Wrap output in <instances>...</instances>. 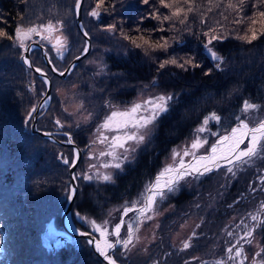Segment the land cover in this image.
<instances>
[{
	"label": "trees",
	"instance_id": "obj_1",
	"mask_svg": "<svg viewBox=\"0 0 264 264\" xmlns=\"http://www.w3.org/2000/svg\"><path fill=\"white\" fill-rule=\"evenodd\" d=\"M112 2L107 0L108 5ZM252 2L249 0L243 12L238 13L224 6L215 8L207 0H196L201 5L198 13L207 12L206 24H201L200 15L195 14L188 22L190 32L181 25L172 30L164 22L165 31L149 36L148 30L160 25L151 18L140 22L139 17L152 10L140 0H115L114 11L111 7L102 10L99 19L87 14L95 7V0H83L81 21L84 30L89 32L91 46L65 77L53 74L43 63L40 49L33 48L35 66L44 68L51 78L50 102L44 111L41 109L37 127L54 132L59 139H66L62 134L65 131L72 133L74 142L82 149L75 173L87 171L85 152L97 124L108 111L106 100L122 109L139 93L178 94L170 111L158 120L151 138L137 151L134 162L115 174L114 183L77 179L78 191L71 217L78 228L90 231L76 213L98 222L108 218L110 227L115 224L124 202L130 205L138 197L152 174L161 168L172 146L190 137L208 114L215 112L221 117L219 123L210 121L209 127L220 133L235 125L237 115H244L240 107L245 99L262 106L247 114L250 122L264 117V36L251 44L237 39V36L250 35L251 21H236L242 16H252ZM209 7L212 11H208ZM162 14H168V10L164 9ZM49 20L64 21L68 51L63 59L54 50L49 54L53 64L62 70L84 46V37L75 24V0H0V29L9 34L14 33L18 24L27 26ZM114 20L123 21L117 32L101 30ZM214 22L223 26L225 36L212 45L214 51L225 57L222 70L215 69L203 48L202 33L208 27L219 32ZM137 26L139 33L130 31ZM261 26L257 23L254 27ZM121 30L137 37L142 33L152 44L163 37L170 43L169 51H149L146 55L144 49L133 48L129 41L122 39ZM31 40L40 41V37L33 35ZM137 42L143 43L139 38ZM43 45L46 51L52 47L47 41ZM186 55L194 56L201 66L184 70L170 64L157 71L159 63L170 56ZM101 66H104L103 72ZM210 68L213 71L205 75ZM32 84L35 91H30ZM58 89L66 90L65 94L62 96ZM44 90L41 77L23 63L19 50L11 41L0 39V264H104L84 238H72L54 249H47L41 243L40 232L44 227L61 228L64 202L59 196L69 184V175L68 166L58 154L73 156L72 147L32 133L30 121L25 123L27 111L37 104ZM89 113L92 118L85 123L83 118ZM56 118L65 123L62 130L58 131L53 123ZM208 138L209 143L215 139ZM261 169H264V158L240 165L235 177L225 175L224 169L200 179L188 177L180 183L179 191L158 218L154 239L143 247L136 244L125 255L115 253L116 257L122 264H153L154 261L156 264H185V261L200 264L201 260L213 264L224 256V249L231 241L227 233L248 224V214L255 212L264 201V182L258 179L264 174ZM252 188L256 190L253 192ZM189 221L197 235L191 241L192 246L181 251V242L175 238L181 226ZM124 233L126 225L122 228ZM259 233L264 245V227ZM192 257L199 259L192 260Z\"/></svg>",
	"mask_w": 264,
	"mask_h": 264
},
{
	"label": "snow or ice",
	"instance_id": "obj_2",
	"mask_svg": "<svg viewBox=\"0 0 264 264\" xmlns=\"http://www.w3.org/2000/svg\"><path fill=\"white\" fill-rule=\"evenodd\" d=\"M248 2L249 0H227L225 4L224 0H207V3L215 8L224 6L226 9H235L238 13L243 12V6ZM140 3L152 9L147 15L139 17L140 22L142 23L144 20L151 18L157 20L160 25L158 28L148 30L149 36L154 32L165 31L164 22H168L169 28L172 30H177V25H181L184 26L183 30L190 32L191 29L188 27V22L195 14L200 15L201 24H206L204 17L207 15V12L198 13L201 5L197 4L196 0H140ZM81 6L82 0H75L77 16L80 14ZM115 6V0L110 5L107 4V0H95V7L88 11L87 14L90 17L99 19L102 10L106 11L108 7H111L114 11ZM251 7L254 10L251 17L242 16L241 19L236 21V23H244L246 19L251 21L249 27L250 35L237 36V39L249 44L264 36V10H262L264 9V0H254L251 3ZM164 9L168 10V14H162ZM208 11H212V7H209ZM221 15L223 16L224 14L221 13ZM256 17H259L260 20L258 21ZM257 23L262 25L259 29L254 27ZM122 24L123 21L114 20L110 24L103 25L101 30L115 33L117 32L118 25L122 28ZM214 24L219 27V32L214 27H208V30L202 33L204 37L203 48L214 62L215 69L222 70L225 57L214 51L212 45L214 41L225 39V36L223 34V26L219 25V22H214ZM80 31L83 37L87 38L89 36V32L84 30L83 24L80 25ZM130 31L139 33L140 28L137 26ZM63 32L64 21L49 20L47 23H34L27 26L18 24L13 34L0 29V39L11 41L12 45L19 50L20 59L23 63L29 68H34V71L40 75L43 85H49L50 81L45 69L35 66V61L32 58L34 55L33 44L30 41L32 36L36 35L40 37V41L37 43L40 44L41 48H43L45 41L51 44V49L44 51L43 56L50 66L49 70L63 76L69 69L61 71L53 64L52 59L49 58V54L53 50L60 59H63L65 52L68 51V37ZM56 33H59V35H56ZM120 36L122 39L129 41L133 48L144 49L146 55L149 51L168 53L170 48L169 41L163 37L155 44H152L149 40L145 39L142 33L137 37L136 35L124 33L121 30ZM138 38L143 43H138ZM171 39L174 40L175 37ZM161 40L163 41L162 43L160 42ZM145 46L147 47L145 48ZM89 47V42L85 39L81 55L87 53ZM74 58L79 59V56ZM170 64L184 70H187L189 66L192 68L201 66L195 61L194 56H170L159 63L157 71L164 69ZM100 71H104V66H101ZM212 71V68L208 69L205 75H208ZM97 74L99 75L100 73L98 72ZM30 91H35L34 84L30 85ZM177 96V93H159L133 101L122 109L120 106L106 100L104 104L108 111L101 122L97 124L96 130L93 133L94 139L91 141L94 144H102L105 148L99 153H90V155H98L104 158V160L99 165H88V168L94 171L75 173L71 176L73 183L65 187L67 200L71 201L75 197L78 188L74 182L79 178L85 181L96 180L98 183H114L115 174L123 171L126 164L134 162L137 151L151 138L158 120L170 111ZM48 99L50 98H45V104H47ZM77 107L82 108L83 105H77ZM261 107V105L245 99L240 107V112L244 115H237L235 125L230 130H224L223 133L211 131L208 127L210 121L219 123L221 117L215 112L208 114L193 129L194 137L190 143L182 146V152L176 148L172 149V162L165 164L152 179L145 183L143 190L137 198L131 201L130 206L127 201L124 202L119 222L110 227L111 221L108 218L98 222L94 218L81 216L80 213H76V217L84 221L90 231H83L81 229H74V231L78 232L80 236L88 237L87 244L94 247L95 252L103 259L105 264H119L118 258L115 255L117 246H120L122 250L121 255H125L127 251L134 248L140 240V236L137 233L140 230L141 224L153 219L157 214L155 209L158 206V202H163L169 195L176 194L182 181H187L188 177L200 179L220 169L225 170V175L235 177L237 168L240 165L250 163L257 158H264V117L257 119L255 122H250L247 119V114ZM36 111L37 105L33 104L26 113L25 123L30 121ZM64 111L67 112L68 109L65 108ZM91 118L92 113H89L83 119L87 123ZM53 123L58 131L65 127V123L59 118H56ZM77 127H79V124H77ZM43 134L49 137L52 136L50 132ZM62 134L67 138L65 143H75L70 131H65ZM209 136L216 139L205 149V145L209 143ZM200 149H205L203 154L200 153ZM185 157H190V159L186 160ZM60 158L68 168L74 169L78 162L79 150L73 148V156L71 158L65 157L62 154ZM261 172L264 173V169H261ZM258 179L264 182V174L260 175ZM255 190V188H252L253 192ZM129 213H132L131 217L128 216ZM248 215L253 223L251 227L244 224L243 236H236V239L238 241L243 240L247 244H252L256 230L264 227V201H261L255 212ZM108 216H111V212L108 213ZM241 223H244L243 220ZM124 225H126V233L122 234V227ZM196 227H199V225H196ZM95 234H98V236ZM196 235L197 233L193 231L186 240L181 241V251L187 250L192 246L191 241ZM227 235L233 237L234 233L229 231ZM256 247L257 251L252 256L251 264H264V245L257 243ZM191 259L198 260L199 258L192 257ZM246 260H248V255L244 250V245L242 243H235L227 246L224 249V256L214 261L213 264H245ZM153 264H156V262L154 261ZM185 264H190V261H185ZM200 264H206V262L201 260Z\"/></svg>",
	"mask_w": 264,
	"mask_h": 264
},
{
	"label": "water",
	"instance_id": "obj_3",
	"mask_svg": "<svg viewBox=\"0 0 264 264\" xmlns=\"http://www.w3.org/2000/svg\"><path fill=\"white\" fill-rule=\"evenodd\" d=\"M83 2V0H82ZM82 7V6H81ZM75 24L79 30V32L81 33L80 31V25L82 24V21H81V9H80V14L79 16L76 15V9H75ZM82 34V33H81ZM87 39L88 42H89V45L91 46V41H90V37L88 36L87 38L84 37V40ZM32 44H33V48H39L40 49V52H41V58H42V61L43 63L49 68L50 66L47 64V61L46 59L44 58L43 56V52L46 51L44 45H43V48H41L40 44L37 43L39 42L38 40H31L30 41ZM83 50V49H82ZM89 50H90V47H89ZM82 52V51H81ZM81 52L79 54H77L76 56L74 57H77L79 56V59H75L74 57L68 62V64L65 66V69H69L65 75L61 76L59 75L58 73H54L52 72L53 74L59 76V77H65L67 75V73L72 69V67L80 60L82 59L87 53H84L83 55H81ZM38 67V66H37ZM31 70L34 71V68H30ZM61 70V71H63ZM35 72V71H34ZM36 73V72H35ZM38 76H40L38 73H36ZM47 77L50 81V84L49 85H46L45 86V91L43 93V95L39 98L38 102H37V111L34 113V116L31 118L30 120V131L32 133H37L39 134L41 137L43 138H46L56 144H59V145H65V146H70L72 147V150L73 148H76L79 150V158H78V162L80 160V157H81V149L80 147L74 143V144H68V143H65V140L67 139H59L57 138L55 135H54V132L52 131H49V130H42V129H39L37 127V124H36V121H37V118H38V112L40 111V109H43L45 110L50 102V99H48L47 101V104L44 103L45 101V98H50L51 96V78L50 76L47 74ZM233 127V126H232ZM230 130V129H229ZM45 132H50L52 133V136H45L43 133ZM203 154V153H201ZM59 157H60V153L58 154ZM77 162V163H78ZM77 165V164H76ZM76 167V166H75ZM74 167V169H75ZM74 169H70L68 168V175H69V184L70 183H73L71 181V176L74 174ZM156 174V172L153 173V176ZM75 185L77 186V183L76 181L74 182ZM67 192L64 191L60 196H59V200L61 202H64V206L61 210V213H60V223H61V231H56L52 228H49V227H45L44 230L40 233V239H41V243L42 245H44L45 247L47 248H55L57 246H61L63 244H66L67 242H69L72 238H84L86 241L88 239V237H85V236H80L78 234V232L74 231V229H80L78 228L73 220H72V217H71V208H72V204H73V200L69 201L67 200ZM130 206V205H129ZM122 211V210H121ZM119 222V219L118 221ZM123 228V227H122ZM83 231H86V230H83ZM89 245V244H88ZM89 247L91 248L92 252L99 258L103 261V259L95 252L94 250V247L89 245ZM104 262V261H103ZM105 264V262H104Z\"/></svg>",
	"mask_w": 264,
	"mask_h": 264
},
{
	"label": "rangeland",
	"instance_id": "obj_4",
	"mask_svg": "<svg viewBox=\"0 0 264 264\" xmlns=\"http://www.w3.org/2000/svg\"><path fill=\"white\" fill-rule=\"evenodd\" d=\"M68 64V63H67ZM65 68V67H64ZM63 68V69H64ZM62 69V70H63ZM48 74V73H47ZM37 75V74H36ZM40 77V76H39ZM46 86V85H45ZM45 91V90H44ZM44 91L42 92V95L44 93ZM59 93L63 96L66 92V90L64 89H58ZM159 94V93H157ZM152 95H156V94H150V93H139V95L137 97H135L133 101H136L138 99H144V98H147L148 96H152ZM131 102V103H132ZM130 103V104H131ZM129 104V105H130ZM72 106H74V103L72 102ZM71 106V107H72ZM41 111V109H40ZM40 111L38 112V117L40 115ZM44 111V110H43ZM31 120V119H30ZM37 122V121H36ZM199 125V124H198ZM197 125V126H198ZM211 123H209L208 127H210ZM196 126V127H197ZM195 127V128H196ZM29 130H30V122H29ZM96 130V129H95ZM194 137V133L188 137L187 139H184L182 140L181 142L175 144L174 146H172V148L169 150L167 156L165 157L164 161H163V165L161 166V168L167 164V163H171L172 162V158H171V152H172V149L176 148L177 150L181 151L182 152V146L190 143L191 139H193ZM94 139V136H92V140ZM216 139V138H215ZM215 139L210 142L208 145H205V147H209L211 143H213L215 141ZM91 140V141H92ZM208 141H209V138H208ZM52 142V141H51ZM54 143V142H53ZM91 145H89L87 151L85 152V156L88 158V160L86 161L85 163V167L87 166V171L86 172H91V171H94V170H90L88 168V165L89 164H95V165H99L100 163L103 162L104 158L102 157H99L98 155H90V153H99L100 151H103L105 146L102 145V144H99V143H90ZM81 149V148H80ZM203 149H200V153H204L202 151ZM61 156V155H60ZM81 157H82V149H81ZM80 157V158H81ZM58 158L60 160H62L59 155H58ZM186 160L190 159V157H185ZM63 161V160H62ZM78 164V163H77ZM77 166V165H76ZM75 170H76V167L74 169V174H75ZM158 171V170H157ZM157 171H155L157 173ZM154 176L152 175L150 179H152ZM76 183H77V180H76ZM173 195H169L168 198L166 200H164L163 202H158V206L156 207L155 211H156V215L153 217L152 220H148V221H145L143 224H141V227H140V230L139 232L137 233V235L140 236V240L139 242H137L136 244L139 245V246H145L147 245L154 237V231H155V228H156V225H157V221H158V218L160 217V215L162 214V212H164L167 208H168V203L169 201L171 200V197ZM131 205V204H130ZM259 207V206H258ZM258 209V208H257ZM151 214V213H149ZM129 217L132 216V213H129L128 214ZM118 221V220H117ZM248 226L251 227L252 225V221L251 219L248 220ZM135 223V221H133ZM117 223V222H116ZM114 225V224H113ZM191 226H192V222L189 221V222H186L185 224H183V227L181 228V230L179 231V233L176 235V238L175 239H178L180 242L183 241V240H186L188 237L187 235H190L193 230H191ZM48 227V226H46ZM45 228V227H44ZM49 228H52L56 231H61V228H54V227H49ZM44 229H42L43 231ZM41 231V232H42ZM40 232V233H41ZM231 232L234 233V236L233 237H229V239L231 238V241L229 242V245L230 244H235V243H242L244 245V250L245 252L247 253L248 255V260L245 261V264H251V259H252V256L253 254L257 251V243L261 244L262 245V240H261V235L259 233V229L256 230V232L254 233V239H253V243L252 244H247L245 243L243 240H237L236 239V236H243V232H244V226L238 228V229H235V230H231ZM98 236V234H95ZM228 245V246H229ZM44 246V245H43ZM58 247V246H57ZM47 248V247H46ZM56 248V247H55ZM49 249V248H47ZM118 251V252H117ZM121 249H120V246H117V249L115 250V253H118L119 255H121ZM222 258V257H220ZM219 258V259H220ZM259 258V257H258ZM119 264H122L120 262V260H118Z\"/></svg>",
	"mask_w": 264,
	"mask_h": 264
},
{
	"label": "bare ground",
	"instance_id": "obj_5",
	"mask_svg": "<svg viewBox=\"0 0 264 264\" xmlns=\"http://www.w3.org/2000/svg\"><path fill=\"white\" fill-rule=\"evenodd\" d=\"M155 176V175H154Z\"/></svg>",
	"mask_w": 264,
	"mask_h": 264
}]
</instances>
